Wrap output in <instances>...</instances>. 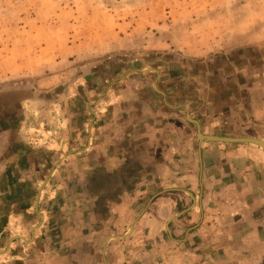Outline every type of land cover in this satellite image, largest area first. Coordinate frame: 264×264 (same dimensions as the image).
I'll list each match as a JSON object with an SVG mask.
<instances>
[{
    "label": "crops",
    "instance_id": "1",
    "mask_svg": "<svg viewBox=\"0 0 264 264\" xmlns=\"http://www.w3.org/2000/svg\"><path fill=\"white\" fill-rule=\"evenodd\" d=\"M245 40L66 82L0 65L58 88L0 93V264H264V149L199 138L264 141V37Z\"/></svg>",
    "mask_w": 264,
    "mask_h": 264
},
{
    "label": "rangeland",
    "instance_id": "2",
    "mask_svg": "<svg viewBox=\"0 0 264 264\" xmlns=\"http://www.w3.org/2000/svg\"><path fill=\"white\" fill-rule=\"evenodd\" d=\"M245 37H264V0H0V65L39 68L37 83L59 73L70 81L109 59L200 61ZM37 83L7 80L0 93L49 100L58 90ZM43 108L55 117L54 107Z\"/></svg>",
    "mask_w": 264,
    "mask_h": 264
},
{
    "label": "water",
    "instance_id": "3",
    "mask_svg": "<svg viewBox=\"0 0 264 264\" xmlns=\"http://www.w3.org/2000/svg\"><path fill=\"white\" fill-rule=\"evenodd\" d=\"M199 138L204 142H222V143H252L256 144L264 149V141L257 138H247V137H216V136H204L199 132Z\"/></svg>",
    "mask_w": 264,
    "mask_h": 264
}]
</instances>
